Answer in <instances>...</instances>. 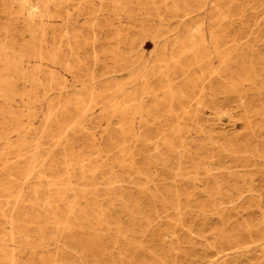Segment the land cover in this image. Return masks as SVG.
I'll use <instances>...</instances> for the list:
<instances>
[{
    "label": "rangeland",
    "instance_id": "1",
    "mask_svg": "<svg viewBox=\"0 0 264 264\" xmlns=\"http://www.w3.org/2000/svg\"><path fill=\"white\" fill-rule=\"evenodd\" d=\"M0 264H264V0H0Z\"/></svg>",
    "mask_w": 264,
    "mask_h": 264
},
{
    "label": "bare ground",
    "instance_id": "2",
    "mask_svg": "<svg viewBox=\"0 0 264 264\" xmlns=\"http://www.w3.org/2000/svg\"><path fill=\"white\" fill-rule=\"evenodd\" d=\"M192 92V91H191ZM100 154V153H99ZM67 189V188H66ZM70 209H71V206H70ZM72 211H73V207H72ZM72 213V212H71Z\"/></svg>",
    "mask_w": 264,
    "mask_h": 264
}]
</instances>
